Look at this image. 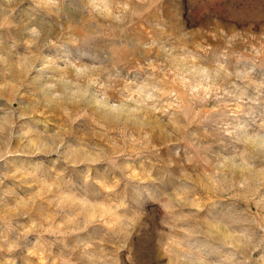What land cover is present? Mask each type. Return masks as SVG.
<instances>
[{"label": "rangeland", "instance_id": "374dc122", "mask_svg": "<svg viewBox=\"0 0 264 264\" xmlns=\"http://www.w3.org/2000/svg\"><path fill=\"white\" fill-rule=\"evenodd\" d=\"M0 264H264V0H0Z\"/></svg>", "mask_w": 264, "mask_h": 264}]
</instances>
